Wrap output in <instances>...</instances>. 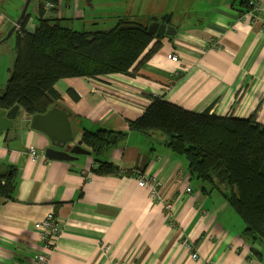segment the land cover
<instances>
[{"label":"crops","instance_id":"0c3cea01","mask_svg":"<svg viewBox=\"0 0 264 264\" xmlns=\"http://www.w3.org/2000/svg\"><path fill=\"white\" fill-rule=\"evenodd\" d=\"M163 1L154 18L170 15L166 25L176 33L163 37L158 51L134 75L55 84L61 105L71 114L73 141L70 151L65 148L77 159H32L31 148L44 152L50 142L30 129V116L21 109L13 127L0 133L1 169H16L13 198L0 201V264L34 263L43 253L35 224L48 215L56 218L62 235L47 253V264H264L263 247L256 246L260 257L251 256L241 218L218 191L190 178L187 162L170 151L164 136L146 137L127 125L160 98L194 113L253 115L264 126V10L253 20L247 14L249 0ZM259 4L264 9V0ZM62 8L66 18L70 3ZM36 10L37 5L32 14ZM14 23L0 12V33ZM172 55L177 62L168 60ZM69 89L77 101L67 95ZM101 128L127 133L103 156L119 174L87 179L82 173L93 167L92 157L76 141L84 131ZM139 173L161 180V194L173 207L171 219L160 202L137 186ZM194 252L197 259L191 258Z\"/></svg>","mask_w":264,"mask_h":264},{"label":"trees","instance_id":"16d2710c","mask_svg":"<svg viewBox=\"0 0 264 264\" xmlns=\"http://www.w3.org/2000/svg\"><path fill=\"white\" fill-rule=\"evenodd\" d=\"M47 2L57 5V0H40L36 14L27 9L14 32L15 57L5 89L0 92V110L17 105L27 116H33L53 107L63 108L55 89L59 80L132 76L160 48L162 37L148 33L147 25L121 17L108 29L71 30L64 26L68 19L59 16L62 4L46 10ZM30 18L32 31L25 28ZM153 21L171 24V16ZM67 95L78 100L71 89ZM127 125L129 131L146 137L151 133L164 136L170 151L187 162L190 178L207 184L209 191H218L241 218L242 236L251 246L250 254L260 257L256 246L264 248V126L257 124L253 115L243 119L218 116L209 110L194 113L155 98ZM126 136V132L103 128L83 132L80 140L91 154V173L119 174L103 156ZM15 171L11 166L4 170L0 166L2 203L13 198Z\"/></svg>","mask_w":264,"mask_h":264},{"label":"rangeland","instance_id":"374dc122","mask_svg":"<svg viewBox=\"0 0 264 264\" xmlns=\"http://www.w3.org/2000/svg\"><path fill=\"white\" fill-rule=\"evenodd\" d=\"M24 2L25 0H0V12L5 18L16 21ZM37 2L40 0H30L28 12L32 14ZM66 2L70 3L71 9L63 12L68 19L64 22V26L78 32L108 29L114 26L120 17L149 26L151 19L156 17V11L165 5L163 0H62V6ZM93 18L97 20H92ZM30 26L28 30L32 31L34 22L30 23ZM11 28L12 26L8 24L0 33V92L5 89L15 57L16 37L14 32L10 35ZM72 146L76 147L75 144ZM83 147L86 149L85 146Z\"/></svg>","mask_w":264,"mask_h":264},{"label":"water","instance_id":"95a60500","mask_svg":"<svg viewBox=\"0 0 264 264\" xmlns=\"http://www.w3.org/2000/svg\"><path fill=\"white\" fill-rule=\"evenodd\" d=\"M29 4L30 0H25L20 16L11 28L10 35L16 31L20 21L24 18ZM147 32L154 36L170 38L175 35L176 30L164 23L154 21L147 27ZM19 109V106L15 105L10 110H0V133L13 127V122L17 117ZM70 117L71 114L65 108L60 107H53L45 114L30 116V129L41 132L50 142V147L44 151L45 158L65 162H71L77 159V156H74L66 150L73 141ZM78 144H82L81 140Z\"/></svg>","mask_w":264,"mask_h":264},{"label":"built area","instance_id":"2783aa9c","mask_svg":"<svg viewBox=\"0 0 264 264\" xmlns=\"http://www.w3.org/2000/svg\"><path fill=\"white\" fill-rule=\"evenodd\" d=\"M61 3H62V0H57V5L51 2H47L45 4V8L46 10H49L56 6L60 7ZM248 6H249V10L247 11V14L250 15L253 18V20H257L258 13L264 10L262 5L259 4V0H249ZM260 33L264 35V22L261 25ZM210 47L215 50L218 49L217 44H214V45L211 44ZM168 60L173 63L178 61L176 55L168 56ZM29 155L32 159L41 158L45 160L43 151L39 152L38 150L31 148L29 150ZM82 174L85 175L87 179H92L93 173H91L90 170H88V172H83ZM135 181L138 187H141L147 190L149 196L153 200L161 203L163 214H165L167 218L171 219L173 207L171 203L167 199H165L161 194V187H162L161 180L151 175H145V174L139 173L136 175ZM186 192L190 193L191 189L186 188ZM34 229L36 230L40 238L43 253H39L36 255L33 264H47L48 263L47 253L52 251L53 246L55 245L57 240L61 237L62 228L59 226L56 218L53 215H48L42 220L36 222ZM184 247L186 248L187 251H190V252L193 251V247L190 243H185ZM108 250H109V247L104 248V252H108ZM191 258L197 259V254L195 252L192 253Z\"/></svg>","mask_w":264,"mask_h":264}]
</instances>
